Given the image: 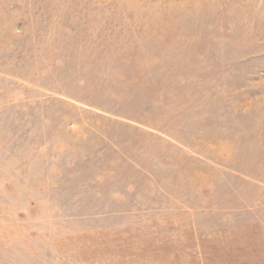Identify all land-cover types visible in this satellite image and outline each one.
I'll list each match as a JSON object with an SVG mask.
<instances>
[{
    "label": "rangeland",
    "instance_id": "1",
    "mask_svg": "<svg viewBox=\"0 0 264 264\" xmlns=\"http://www.w3.org/2000/svg\"><path fill=\"white\" fill-rule=\"evenodd\" d=\"M0 264H264V0H0Z\"/></svg>",
    "mask_w": 264,
    "mask_h": 264
}]
</instances>
